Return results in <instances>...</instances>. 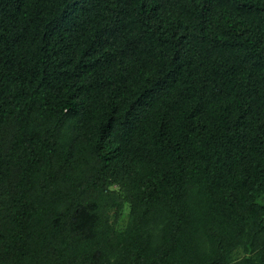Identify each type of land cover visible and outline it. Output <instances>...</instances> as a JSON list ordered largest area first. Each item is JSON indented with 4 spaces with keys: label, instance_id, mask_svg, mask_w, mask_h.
I'll return each mask as SVG.
<instances>
[{
    "label": "trees",
    "instance_id": "16d2710c",
    "mask_svg": "<svg viewBox=\"0 0 264 264\" xmlns=\"http://www.w3.org/2000/svg\"><path fill=\"white\" fill-rule=\"evenodd\" d=\"M0 264H264V0H0Z\"/></svg>",
    "mask_w": 264,
    "mask_h": 264
}]
</instances>
